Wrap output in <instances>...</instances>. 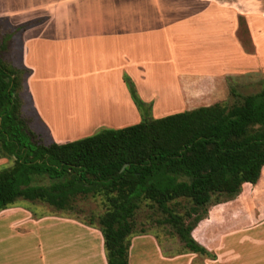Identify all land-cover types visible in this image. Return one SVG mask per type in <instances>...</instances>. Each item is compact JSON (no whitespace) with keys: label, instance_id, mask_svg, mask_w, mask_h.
Segmentation results:
<instances>
[{"label":"crops","instance_id":"obj_1","mask_svg":"<svg viewBox=\"0 0 264 264\" xmlns=\"http://www.w3.org/2000/svg\"><path fill=\"white\" fill-rule=\"evenodd\" d=\"M0 19L12 28L27 24L16 34L12 63L28 70L22 92H28L48 128L62 99L42 97L35 83L41 76L62 78V85L76 88L79 102L94 104L95 124L120 128V120L140 119L123 75L151 113L160 96L166 98L157 88L166 87L176 88L170 99L182 111L217 102L225 77L264 65V0H0ZM240 21L252 53L239 41ZM217 58L223 64L217 65ZM161 107L153 118L166 114ZM5 161L0 157V166ZM29 202L0 210V264H106L94 225L62 213L36 212ZM259 227L261 235L250 231V258H264V218L253 232ZM132 247L130 241L127 264Z\"/></svg>","mask_w":264,"mask_h":264},{"label":"trees","instance_id":"obj_2","mask_svg":"<svg viewBox=\"0 0 264 264\" xmlns=\"http://www.w3.org/2000/svg\"><path fill=\"white\" fill-rule=\"evenodd\" d=\"M26 25L0 37V157L9 161L0 167V210L20 198L65 212L78 198L98 195L103 212L82 222L100 232L106 264H127L134 211L144 202L163 214L188 252L207 255L192 229L208 205L235 197L242 183L255 184L264 166V85L244 95L229 90L238 97L229 105L217 101L152 118L123 75L138 122L44 144L21 111L28 70L3 56Z\"/></svg>","mask_w":264,"mask_h":264},{"label":"rangeland","instance_id":"obj_3","mask_svg":"<svg viewBox=\"0 0 264 264\" xmlns=\"http://www.w3.org/2000/svg\"><path fill=\"white\" fill-rule=\"evenodd\" d=\"M11 30L12 26L9 25L7 20L0 19V37L3 33ZM238 38L245 51L249 50L250 53L254 51L252 41L246 38L241 26L238 29ZM261 41L264 42V39H261ZM17 51L18 41L14 34L9 46L3 52V56L13 65L16 62ZM216 62L217 65L223 64L219 61V58L216 59ZM40 67L43 68V66ZM36 75L41 76L42 74L37 70ZM60 79L62 78L41 76L37 82L35 81L43 98L48 94L62 99L56 107L53 117H51V128H49L52 133L37 117L38 115L34 110L28 92L24 94L22 87L20 90L22 114L30 119V128L39 133L44 144L53 142L54 138L70 141L91 135L101 128H116L113 126L106 127L104 124H100L102 122L95 124L96 122L98 123L99 119L95 118L97 111L92 112V110H96L94 104L88 101L86 103L79 102L77 100L78 94H75L76 88L62 85L59 82ZM224 84V98H222V90L218 91L215 98L219 99L221 97L222 99L220 98L218 101H223L229 105L238 99L229 90H232L235 94L244 95L253 93L264 85V65L250 69L249 73L227 76L224 78ZM157 89L166 98L160 96L161 98L156 103L157 109L153 110L152 113L149 109L147 116L153 118L154 115H158V109L162 108L161 106L165 107L164 111H166V114L179 111V106L172 101L174 98L170 99L175 95L174 90L176 92V88ZM173 105L176 106L172 107ZM123 121L120 120L123 126L131 124L127 122L130 119H126L125 123ZM8 163L9 161L6 160L5 164ZM263 187L264 166L261 168L260 176L255 186H250V184L242 185L235 197L226 200L221 199L219 203L207 206L206 215L198 221L191 231V236L205 247L207 255L188 252L171 226L162 222L163 214L141 202L134 211V228L129 235V241H132L133 246L131 253L133 258H130V264H204V259H206V264H264V258H250V243H254L250 239V231L253 234H262L261 227L253 232L252 226L263 222ZM23 200L19 198L15 202L18 201L29 205L30 202L28 200ZM30 206L37 210L36 212L62 213L81 221L87 220L88 216L95 220L96 216L104 210L102 199L98 195H87L78 198L73 208L65 212L56 210L39 201H34V204ZM177 211L182 212L183 208H178ZM259 240V243L262 244L261 236ZM161 258L171 259L169 261H161L166 260Z\"/></svg>","mask_w":264,"mask_h":264},{"label":"water","instance_id":"obj_4","mask_svg":"<svg viewBox=\"0 0 264 264\" xmlns=\"http://www.w3.org/2000/svg\"><path fill=\"white\" fill-rule=\"evenodd\" d=\"M123 167V166H122Z\"/></svg>","mask_w":264,"mask_h":264}]
</instances>
